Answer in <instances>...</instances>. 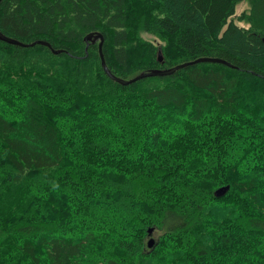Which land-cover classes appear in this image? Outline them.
<instances>
[{"label":"trees","instance_id":"trees-1","mask_svg":"<svg viewBox=\"0 0 264 264\" xmlns=\"http://www.w3.org/2000/svg\"><path fill=\"white\" fill-rule=\"evenodd\" d=\"M0 31L61 51L0 40V264H264V0H2ZM92 32L122 79L231 66L125 86Z\"/></svg>","mask_w":264,"mask_h":264},{"label":"water","instance_id":"water-1","mask_svg":"<svg viewBox=\"0 0 264 264\" xmlns=\"http://www.w3.org/2000/svg\"><path fill=\"white\" fill-rule=\"evenodd\" d=\"M1 1L2 0H0V2ZM0 40L3 42H6V43L12 44V45L20 46V47H31V46H35L36 44H43L44 46H47L48 48L52 49L55 54L61 53V51L54 50L52 48V45L49 42L38 41L36 43H33L32 45H27V44H24L20 41H17L15 39H12V38L5 36L1 31H0ZM85 42L87 43V49H88L90 44H97L99 42L98 44H99V51H100V56H101V63H102V67H103L105 73L115 82H118V83L125 85V86L133 84L139 80L149 78V77L170 76V75L176 73L177 71H179L183 68L193 66V65H197L200 63H219V64H224V65L229 66V67L231 66V64L229 62L222 60V59L203 57V58L196 59L194 61H190V62H186V63L180 64V65H177L176 67L171 68V69L157 70V71H152V72H148V73H142L133 79L127 80V79H122V78L116 77L115 75H113L111 70L108 68V65L106 63V60H105V57L103 54V46H104L105 38H104V35L102 33L92 32V33L88 34L85 37ZM162 59H163L162 54H160L159 60L162 61ZM229 189H230L229 186L220 188L219 190L216 191L215 196L216 197H222L228 192ZM152 234H153V229H150L149 235L152 236ZM154 244H155V239L152 237L150 239L148 245L150 248H152L154 246Z\"/></svg>","mask_w":264,"mask_h":264},{"label":"rangeland","instance_id":"rangeland-1","mask_svg":"<svg viewBox=\"0 0 264 264\" xmlns=\"http://www.w3.org/2000/svg\"><path fill=\"white\" fill-rule=\"evenodd\" d=\"M249 10V4L247 1L241 3L237 9H236V16L234 17V19H237V17H239L244 11H248ZM240 26L242 27H248V25L244 24V23H238ZM145 38H151V36L149 35H144ZM99 43V42H98ZM159 238V234L156 233L155 236H154V239L156 241V239Z\"/></svg>","mask_w":264,"mask_h":264}]
</instances>
